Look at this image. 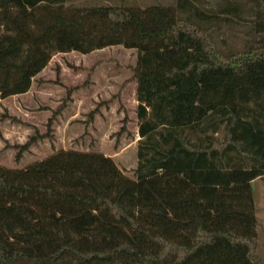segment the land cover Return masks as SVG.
<instances>
[{
    "label": "trees",
    "instance_id": "16d2710c",
    "mask_svg": "<svg viewBox=\"0 0 264 264\" xmlns=\"http://www.w3.org/2000/svg\"><path fill=\"white\" fill-rule=\"evenodd\" d=\"M177 1L188 22L196 9L202 23L243 18L242 0ZM251 2L252 44L224 58L172 6L0 0V99L27 92L55 53L122 45L137 51L139 121L135 217L106 195L0 172V264H264L252 187L264 176V0Z\"/></svg>",
    "mask_w": 264,
    "mask_h": 264
},
{
    "label": "rangeland",
    "instance_id": "374dc122",
    "mask_svg": "<svg viewBox=\"0 0 264 264\" xmlns=\"http://www.w3.org/2000/svg\"><path fill=\"white\" fill-rule=\"evenodd\" d=\"M72 2L80 5L145 7L161 4L175 7L182 22L206 29L205 34L216 53L224 58L246 52L252 44L251 0L237 2L243 8V18L236 20L229 14L220 13L211 23L198 21L200 18L195 13L197 9L192 12L194 18L188 22L187 14L178 6L177 0ZM204 11L213 13V10ZM136 55L135 49L122 45L87 54L71 51L53 54L45 70L33 79L31 91L23 100L25 106L21 100L11 98L6 106L0 108V122L5 125L7 132L17 136L19 132L14 131L13 127L17 130L28 128L31 129L29 137L41 135L18 158L16 143L14 146H2L0 172L6 180L21 183L41 181L44 186L60 193L106 195L128 207L129 214L135 217L132 175L137 162L139 121L135 112L136 87L135 82L130 80L129 66L136 63ZM69 87H74V90L67 95ZM60 106L48 124L53 112ZM23 109L27 114H24ZM90 114L93 115L90 117ZM215 135L219 140L222 138L221 131ZM98 171L103 172L100 174ZM66 173L70 175L69 181L64 179ZM252 187L255 214L259 222L257 255L264 258V176L253 180Z\"/></svg>",
    "mask_w": 264,
    "mask_h": 264
},
{
    "label": "crops",
    "instance_id": "0c3cea01",
    "mask_svg": "<svg viewBox=\"0 0 264 264\" xmlns=\"http://www.w3.org/2000/svg\"><path fill=\"white\" fill-rule=\"evenodd\" d=\"M192 2L196 1L198 4H196L195 2V5L198 6V7H204V8H213V0H190ZM73 52V51H71ZM66 53H70V52H66ZM66 53H62V54H66ZM48 66V64L46 65V67ZM45 67V68H46ZM45 68L41 71L43 72L45 70ZM40 73H38L36 76H40ZM33 84H31V87L29 88V90L25 93H22V94H18V95H12V96H8V97H5V98H2L0 99V108L2 106H6V104L8 103L9 99L11 98H15V101H20L23 103V106H25L24 104H26L25 101H23L25 98H27V95L29 94V92L31 91V88H32ZM136 87V85H135ZM136 90V88H135ZM135 93V92H134ZM136 96V95H135ZM136 99V97H135ZM137 102V100H136ZM24 114H27L26 110H24ZM2 122V121H1ZM0 122V149L2 148V146H5V145H10V146H13L14 143L16 144H23L26 140H24V138L26 137H29V135H31V129H28V128H22L20 130H17L16 127H13L12 129L14 131H18L19 134H17V136L14 134V133H11V132H7L5 130V125L2 124ZM21 128V127H20ZM138 129V127H137ZM13 132V131H12ZM24 133V134H23ZM26 136V137H25ZM24 140V141H23ZM102 169V168H101Z\"/></svg>",
    "mask_w": 264,
    "mask_h": 264
}]
</instances>
